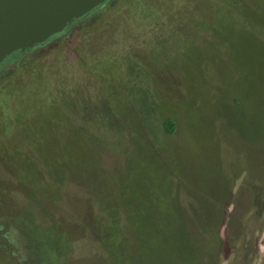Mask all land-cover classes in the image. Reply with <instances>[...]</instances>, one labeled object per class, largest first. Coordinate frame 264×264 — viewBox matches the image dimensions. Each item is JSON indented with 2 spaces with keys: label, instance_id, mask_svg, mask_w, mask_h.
I'll return each instance as SVG.
<instances>
[{
  "label": "rangeland",
  "instance_id": "1",
  "mask_svg": "<svg viewBox=\"0 0 264 264\" xmlns=\"http://www.w3.org/2000/svg\"><path fill=\"white\" fill-rule=\"evenodd\" d=\"M151 1L155 29L114 6L0 76V264H121L144 213L165 228L153 264H178L182 245L200 264H264V0ZM204 213L232 240L212 259L172 231Z\"/></svg>",
  "mask_w": 264,
  "mask_h": 264
},
{
  "label": "trees",
  "instance_id": "2",
  "mask_svg": "<svg viewBox=\"0 0 264 264\" xmlns=\"http://www.w3.org/2000/svg\"><path fill=\"white\" fill-rule=\"evenodd\" d=\"M167 2V1H166ZM165 3V2H162ZM122 4L128 5L132 12L134 11L135 15L134 17L138 18L142 23L146 24L148 27H153L155 29L156 25V12L158 11L155 4L151 0H109L105 5L102 7H99L95 10H93L91 13L86 15L83 19H80L76 22V24L68 29L66 32L56 35L52 37L47 43L44 45L38 46L35 49L31 50L28 54L24 55L25 58H27L29 61L40 59L42 55H48L50 52L59 50L62 43H65L67 38L71 36V34L76 33L78 30H76L79 26H91V30L93 31L94 27L101 21L106 18H108L109 13L112 11V8L114 6L118 7ZM159 12V11H158ZM110 16V15H109ZM94 33V31H93ZM115 56V55H114ZM22 58L21 61L18 62L17 59ZM29 57H34L33 59H29ZM36 57V58H35ZM10 58V57H9ZM17 61V62H16ZM24 61L23 56H18L17 58H12L8 63H3V65L0 66V76H5L6 78L10 79L11 76H13L15 73V69L19 66H21L22 62ZM14 62H16L14 64ZM8 79V80H9ZM7 80V81H8ZM54 80V79H53ZM164 130L167 134L172 135L175 132V124L172 121V119H167L164 121ZM262 128L264 132V118L262 121ZM258 194L255 195L256 199H259L261 194L264 192V187L257 186ZM227 190V189H226ZM224 197H227V193L225 190L223 191ZM199 200L206 203V206L202 208V212L208 211V209H218L219 207L217 205L212 204L205 198H199ZM208 202V204H207ZM254 203V200H253ZM205 211H204V210ZM143 212H146L145 209H142ZM207 213H204V216L195 217L192 220V223L195 225L196 231L194 232H188V221L184 219V217L175 218L173 221L174 229L173 236H180L182 238H189L191 236L193 241H196L197 239H205L209 241V251L208 253H204L201 255V258L205 257L207 255V259H212V257H215L214 254H216V249L219 245H223V248L226 244H230L232 240L229 238H226L225 240H221L218 237V233L215 231V225H221L223 222L224 217L220 215L216 216H209L206 215ZM142 217L139 218L138 221H134L132 223L133 226H131L132 233L129 232L127 234V240H130L132 236H134V242L137 244L135 246L134 250L135 252L132 254L127 249V252L125 253V257L122 259L123 262L121 264H153L152 263V253L156 246V244L160 240H165V228L162 227V224L160 222L161 218L157 215H153L150 213H144L141 215ZM218 226V227H219ZM232 227V221L229 223L228 228L231 229ZM98 228V227H97ZM228 235V234H227ZM109 236L110 241V232H106L102 229H94L91 231V239L98 242L100 248H96V251H99L101 255L105 252V254L110 258L111 252L110 249L113 245V242L110 243L106 241ZM175 242L180 244L181 240L176 239ZM102 243V244H101ZM111 246V247H110ZM221 248V246H220ZM253 253H254V248ZM26 252L29 254L30 252H35L33 248H31V251L29 248H25ZM184 247L182 245L180 252L177 254L178 256H181V259H179L178 264H200V260L198 259L197 254H192L188 257V259H184L182 256V253L184 254ZM30 255V254H29ZM46 255V254H45ZM42 257V256H41ZM43 258V257H42ZM40 258L35 257L34 255H30L29 260H26V264H40L39 262ZM102 264H108L102 261H99ZM99 262H95V264H98ZM47 264H55L48 262Z\"/></svg>",
  "mask_w": 264,
  "mask_h": 264
},
{
  "label": "water",
  "instance_id": "3",
  "mask_svg": "<svg viewBox=\"0 0 264 264\" xmlns=\"http://www.w3.org/2000/svg\"><path fill=\"white\" fill-rule=\"evenodd\" d=\"M109 0H0V66L24 56Z\"/></svg>",
  "mask_w": 264,
  "mask_h": 264
},
{
  "label": "flooded vegetation",
  "instance_id": "4",
  "mask_svg": "<svg viewBox=\"0 0 264 264\" xmlns=\"http://www.w3.org/2000/svg\"><path fill=\"white\" fill-rule=\"evenodd\" d=\"M17 57H18V54L15 53L14 55H12V57H10V58L8 59V61H9L10 59H12V58H17Z\"/></svg>",
  "mask_w": 264,
  "mask_h": 264
}]
</instances>
